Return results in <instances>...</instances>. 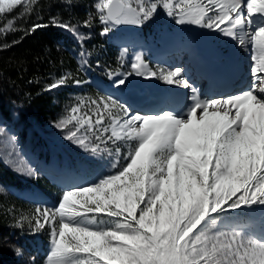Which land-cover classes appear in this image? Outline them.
<instances>
[{
	"label": "snow or ice",
	"instance_id": "6c2138e0",
	"mask_svg": "<svg viewBox=\"0 0 264 264\" xmlns=\"http://www.w3.org/2000/svg\"><path fill=\"white\" fill-rule=\"evenodd\" d=\"M38 3L0 0V19L18 6L20 16L31 14ZM94 7L84 25L98 18L101 35L143 26L161 10L178 25L218 31L251 52V80L235 93L208 97L184 69L153 70L135 55L130 71L109 73L113 86L127 87L133 75L161 79L190 90L184 108L141 112L111 94L79 98L56 127L107 158L108 170L64 190L57 204L21 215L17 226L48 231L45 264H264V230L251 231L231 215L264 212V0H96ZM51 23L85 39L58 17ZM13 25L7 19L0 33L16 30ZM86 55L81 52L85 65ZM68 82L61 77L47 90Z\"/></svg>",
	"mask_w": 264,
	"mask_h": 264
},
{
	"label": "rangeland",
	"instance_id": "374dc122",
	"mask_svg": "<svg viewBox=\"0 0 264 264\" xmlns=\"http://www.w3.org/2000/svg\"><path fill=\"white\" fill-rule=\"evenodd\" d=\"M91 3L94 6L96 0H92ZM17 9V13L23 11L20 6H18ZM95 12L96 10L90 9L86 20L89 14L94 15ZM17 18L23 20L22 16H18ZM72 25L76 27L77 32L85 37V39L81 41L73 32L66 30L68 35L72 38L73 45L65 47V49H68L72 55L76 57L81 72L78 73L67 68L60 74L58 72L51 73L49 78H54V81L65 76L69 81L67 85L49 91L54 97H57V105L53 102L56 107L55 111L52 114L49 113V116H46L47 118H23L21 122L27 124L26 126L22 124L16 127L14 126L22 136L25 146L29 148L36 157H42L47 163H50L51 169L53 168L52 170L50 169L47 172L39 170L29 156H26L22 152L17 144L16 132L12 128L6 126V118H4L0 110V128L3 129V132L0 133V159L21 175L24 180L34 185L33 188L41 194L42 192L40 191L39 184L32 181V179L39 175L48 176L62 169L64 170V177L59 180L60 185L65 182L72 184L70 187H73L77 185H88L108 170L107 158H102L90 152H86L74 142L66 139L67 130H61L56 127L66 111L74 103L78 102L79 98L96 97L97 95L106 94L127 97L126 95L131 93L132 97L137 95L140 96L137 97L138 100H143L147 96H154L153 94L157 93L160 89H167L169 96L175 94L174 88L179 85H170L161 79L144 78L135 75L128 78L127 87L121 86L117 88L113 86L112 81L114 76H110L109 73L119 74L130 71L135 55L142 54L145 61L149 63L153 70H171L175 67L170 66L168 61L161 60H165L166 56L160 59L156 55L168 49L170 46H175L176 49L182 48L183 51H185V49L191 45L194 50L198 52V55L199 53L202 54V57L197 56V63L206 66L205 68L212 70L213 65H220V67L225 70L233 66L232 59L220 45V40L218 39L216 31L194 25H178L174 22L173 18L167 16L163 10L159 11V14L152 21L143 26L122 25L107 35H101L103 25L99 22L98 18H94L91 25L88 27H85L84 23H80L78 20H73ZM109 45H113L114 48H109ZM125 49H127L126 52ZM81 52L87 54L85 58L88 63L86 65L82 62ZM98 56L104 58V61L100 62ZM180 64L179 67L182 68ZM183 69L186 70V68ZM232 70L235 71V69ZM77 79L85 83L77 85L74 83ZM190 81L193 82L191 79ZM173 91L174 93L171 95ZM186 96H190V91ZM149 100L150 99L147 101L149 102ZM164 108L165 106L163 105L160 109H157V111ZM183 108L184 106L177 110H182ZM12 137H15L14 142ZM39 163L41 165L45 164L42 161ZM21 167L34 169L36 175L30 177L26 174H22L20 171ZM47 168L49 167L47 166ZM75 171L80 172V174L74 175ZM86 176H89L90 180L84 182L87 180ZM0 186L7 191H11L10 188H6L1 182ZM68 188H64V190ZM14 191L19 193L17 190ZM21 194L30 198L35 197V199L39 197L37 194L31 196L30 191L21 192ZM42 197L43 195L39 197L40 200L44 199ZM50 204L54 205V203ZM38 206L40 205L38 204ZM36 207H32V210H29L30 213L34 212ZM239 213V210H235L231 215L233 216ZM245 214L253 216L249 222L246 220L243 223L247 225L251 231L258 233L264 230V212L257 210L245 212ZM26 228L30 230L27 226ZM36 234L37 233L34 234L35 239ZM48 237L49 235L47 238ZM50 248L51 244L49 237L48 249L44 255L40 252L31 253L28 249H21L22 255H19V258L21 257L22 259L20 263L33 264V258H35V264H45L46 256ZM44 249V246H38L39 251H44Z\"/></svg>",
	"mask_w": 264,
	"mask_h": 264
},
{
	"label": "trees",
	"instance_id": "16d2710c",
	"mask_svg": "<svg viewBox=\"0 0 264 264\" xmlns=\"http://www.w3.org/2000/svg\"><path fill=\"white\" fill-rule=\"evenodd\" d=\"M91 1L73 0L69 6L65 0H39L34 12L23 15V20L17 18L20 16L17 8L0 20V27H4L7 19H14L13 27L16 29L0 33V110L4 118L13 120L16 125L26 126L27 124L21 122L23 118H47L49 113L55 111L53 102L56 104L57 97L47 90L54 78L49 76L51 73L60 74L67 68L78 73L81 69L78 67L76 57L65 49L73 45L72 38L64 28L53 25L51 19L58 17L71 25L73 20L84 23L90 9L96 10ZM37 23L46 26L34 32L27 31ZM109 48L113 46L109 45ZM98 58L100 62L104 61V58L100 56ZM39 180L42 191L48 193L57 203L62 189L46 177L34 178L37 184ZM0 182L7 188L21 192L33 188L1 159ZM36 205L33 201L11 191L5 190L0 193V264H22L20 259L17 260L18 255L15 251L17 248L37 251L35 233L31 229L27 230L26 226L23 228L17 226V219L21 215L30 214L29 210ZM39 238L46 247L45 230L40 232Z\"/></svg>",
	"mask_w": 264,
	"mask_h": 264
},
{
	"label": "bare ground",
	"instance_id": "6f19581e",
	"mask_svg": "<svg viewBox=\"0 0 264 264\" xmlns=\"http://www.w3.org/2000/svg\"><path fill=\"white\" fill-rule=\"evenodd\" d=\"M129 41H130V40H129ZM168 49H170V47H169ZM234 69H235V68H234ZM234 72H235V73H240V69H235ZM234 72H233V73H234ZM166 92H167V91H166ZM186 94H187V92H186L185 88H183V87L175 88V94L172 95L171 98H173V99H171V101H170V103L172 104V106L178 105V104L182 101V99L186 96ZM162 96L165 97V96H166V93L163 94ZM162 96L160 95V96L153 97V98L146 97V98L143 99V100H138V98H135V100H136V102H140V101H147L148 99H150L149 102L152 103V102L158 101L160 98H162ZM139 99H141V98H139ZM184 99H185V98H184ZM144 104H145V103H144ZM172 106H171V107H172ZM180 106H181V105L175 107V109H177V108L180 107ZM33 158L36 159V160L38 161L37 158H35V157H33ZM43 165H44V168H45V169H48L47 166H46V164H43ZM42 198H46V196L43 194V197H42Z\"/></svg>",
	"mask_w": 264,
	"mask_h": 264
}]
</instances>
